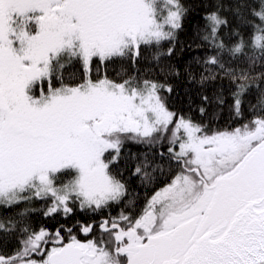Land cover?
<instances>
[{
  "label": "snow or ice",
  "instance_id": "obj_1",
  "mask_svg": "<svg viewBox=\"0 0 264 264\" xmlns=\"http://www.w3.org/2000/svg\"><path fill=\"white\" fill-rule=\"evenodd\" d=\"M234 12L247 39L236 33L226 43L229 21L212 11L197 45L209 50L199 83H235L231 112L240 123L220 129L172 110L170 84L93 77L94 67L135 63L142 47L172 44L185 15L180 0H0V206L43 201L45 217L68 221L77 209L119 205L127 191L113 165L126 142L166 146L156 154L171 173L138 213L57 221L52 231L0 222V233H20L0 264H264V94L245 117L256 77L237 63L264 66V0H236ZM160 55H175L174 44ZM73 61L82 78L69 82L63 69ZM154 164L145 155L134 174L151 180L148 169L164 171Z\"/></svg>",
  "mask_w": 264,
  "mask_h": 264
},
{
  "label": "trees",
  "instance_id": "obj_2",
  "mask_svg": "<svg viewBox=\"0 0 264 264\" xmlns=\"http://www.w3.org/2000/svg\"><path fill=\"white\" fill-rule=\"evenodd\" d=\"M235 2L236 0H180L185 9V15L182 20V28L177 31L176 39L172 44L165 42L159 49L142 47L141 54L135 63L128 58L117 59L109 62L106 66H99V73L94 67L93 77L97 74L107 75L109 79L120 81L124 77L136 75L170 84L174 89L173 93L171 95L164 93V95L167 96L168 105L172 110L191 114L197 121H202L212 128L224 129L239 126L240 121L234 119L231 112L232 92L235 90V83H232L229 78L223 77L201 85L199 80L204 68L202 61L209 50L203 46L197 47V45H203L201 36L207 27L205 17L212 11H218L222 17L229 21V27L222 29L220 33L226 43L230 44L235 39L236 33H239L244 39L248 38V29L244 21L235 15ZM173 44L175 55L172 57L160 55L159 59H156L158 52L166 53L167 48ZM197 60L201 62L197 63ZM237 63L245 71H248L250 76L256 77L254 81H249L250 88L245 94L242 105L245 117H248L251 115L250 106H259V98L264 94V76L261 75L264 72V66L259 60L254 66L243 61ZM175 70L180 72L179 76L174 74ZM189 71L195 79L190 80ZM63 76L69 82L79 81L82 78V67L73 61L65 66ZM203 96H208L207 102L202 100ZM217 97H222L224 103L219 104ZM200 107L205 108L203 116L199 112ZM158 151L166 152V146L150 148L147 145L125 143L122 157L117 164L113 165V169L120 174L118 178L125 183L127 194L119 205L105 209L103 213H83L77 209L68 221L62 217H57V220L54 221L43 215L45 209L43 201H33L31 203L22 202L11 207L0 206V222L5 225L16 222L17 228L22 223H27L37 230L45 227L52 231L59 226V223H66L68 226L77 220L98 223L99 220L109 215H119L121 211L138 213L154 192L164 186L171 175L166 162L160 160L156 154ZM145 155L149 159L155 160V164L164 168L163 173L159 169L156 171L148 169L151 180L134 174L136 164L141 162ZM19 236V232L15 234L0 233V254L11 255L19 246ZM78 238L82 241L87 239L82 234H78Z\"/></svg>",
  "mask_w": 264,
  "mask_h": 264
},
{
  "label": "flooded vegetation",
  "instance_id": "obj_3",
  "mask_svg": "<svg viewBox=\"0 0 264 264\" xmlns=\"http://www.w3.org/2000/svg\"><path fill=\"white\" fill-rule=\"evenodd\" d=\"M51 231V230H50Z\"/></svg>",
  "mask_w": 264,
  "mask_h": 264
}]
</instances>
